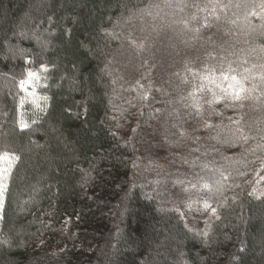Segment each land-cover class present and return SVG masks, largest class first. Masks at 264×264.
Instances as JSON below:
<instances>
[{
  "label": "trees",
  "instance_id": "16d2710c",
  "mask_svg": "<svg viewBox=\"0 0 264 264\" xmlns=\"http://www.w3.org/2000/svg\"><path fill=\"white\" fill-rule=\"evenodd\" d=\"M149 1L0 0V74L11 76L0 90V155L13 158L0 217V264H264V196L253 195L247 176L249 167L264 168L260 76L250 75L248 100L232 102L241 119L232 129L221 127L220 157H208L203 176L211 183L217 212L205 233L189 228L148 182L131 185L138 156L144 166L164 158L150 175L170 181L172 174L188 173L170 166L178 156L169 155L176 136L173 122H166L174 114L187 115L188 108L154 101L134 122L130 103L115 92L116 23ZM261 2L253 3L255 10L241 7L253 10L252 22L264 12ZM226 11L224 20L231 12ZM243 27L249 29L246 37L264 35V29L241 25L232 29L235 41L245 40ZM218 34L191 62L212 65L221 51L226 66L231 63L240 73L256 66L264 73L262 63L247 53L255 49L244 50L223 30ZM29 66H39L42 74L40 102L29 103L19 87ZM210 95L211 89L205 90V104L191 107L193 118L211 115ZM216 114L220 118L224 109ZM199 119L175 118V127L208 132L196 124ZM239 130L248 138L229 133ZM247 144L252 150L244 153ZM221 173L229 175L217 191Z\"/></svg>",
  "mask_w": 264,
  "mask_h": 264
},
{
  "label": "rangeland",
  "instance_id": "374dc122",
  "mask_svg": "<svg viewBox=\"0 0 264 264\" xmlns=\"http://www.w3.org/2000/svg\"><path fill=\"white\" fill-rule=\"evenodd\" d=\"M255 2L262 5L261 0H150L144 6L131 12L129 16L121 19L116 23L115 27L119 42L115 56L112 59L114 68L111 69L116 82L115 92L122 101L130 103L128 108L131 111L133 120L139 119V112L143 107L149 110V106L154 101L160 103L165 101L167 106L168 103L171 106L174 105L172 108H175V105L188 108L187 115L177 116L174 114L172 116L175 117L166 121L169 124L173 122L171 124V134L176 136L173 139L176 145L171 148L172 152L169 155L178 156V158L173 156V164L170 165L169 162L167 165L175 166L177 169H187L188 173L184 175L185 177L181 174H172L170 181L166 179L165 175L160 177L153 174L150 175L149 170L161 168L160 165H163L164 158L159 156V160L155 161L156 163L148 162V166H144L138 156L132 163L131 185L137 186L140 181L148 182L151 189L157 191L159 196L165 194L166 201L170 206L177 209L185 224L199 233L206 232L209 219L215 216L217 212L209 190V188L213 190L211 183L205 180L203 176L205 167L211 164L208 157L218 160L220 157L219 147L222 139L224 141L225 138L221 135L223 133L221 127H225L228 130L232 129L235 125L237 126L241 118L236 110H231L233 105H235L232 103L234 101L228 100L226 102H218L221 105L210 103L209 106L212 107L213 112L209 116H204L202 113L196 114L199 117L195 115L196 117L194 118H200L196 124H199L198 126L203 125L202 127L206 130L208 129V132L200 130L188 133L183 125V127H175L176 122L179 120H174L185 116L194 120V115L189 111L192 110L191 107L205 104L203 102V94L210 87L207 86V82L202 80L201 77L211 74L210 71L219 75L220 66L225 65V60L222 58L224 56L221 55L220 47L217 44L216 48L220 51L221 58L216 61L212 59L214 61L211 62L212 65L204 63L202 67L200 63L194 64L191 62V59L193 58V53L197 54L206 51V49L200 50V48H206L204 47L206 42H210L211 46L215 44L217 37H219L218 32H221V30L230 39L229 41L240 43L244 50L255 49L254 53H247L250 57H255L262 63L260 66L264 72V35L261 33L262 36L246 37L245 32L249 31V29L243 27V29L240 28L239 30L243 32V38L246 37L245 40L235 41L236 37L232 31V29L234 30V28L241 25L246 27L257 26L260 30L264 29V12L255 16L252 19L254 22L251 21V14L253 10L257 9L253 6ZM242 6H247V8H252L253 10L251 12H243ZM226 10H231V12L226 15L224 20ZM30 38L34 39V34ZM212 50L209 52H214L215 54L218 52L216 49ZM211 56L212 54H208L205 61H210L209 58ZM232 68L235 69V67ZM29 71L36 73L39 79L34 80L32 87L29 88V92H34V95L23 91L22 94L29 103L33 101L40 102L44 99L40 92L41 85L39 84L42 77L41 71L39 66H29L22 79L27 78L26 74ZM231 74L238 75V77L241 74L248 75L249 79L244 81V86L247 88L248 81H252V78L256 80L264 73L258 72L257 67L254 66L249 73H240L235 69ZM250 75H252V78ZM10 80V74H0V90L5 89L10 84ZM168 83H174V86H168ZM157 92L160 94L158 95ZM193 94H196L195 99ZM210 96L207 100L213 99V96ZM185 102L188 104L187 106ZM193 103L194 105H192ZM220 108L224 109V114L219 118V114L216 113ZM262 125L264 126V123ZM135 128L136 125H133L132 129ZM177 128L178 131L175 133ZM212 131L213 133L211 134L210 132ZM125 133L129 134L126 131ZM229 133L239 134L241 137L239 140L248 138L240 130ZM246 148L252 150V147L247 144L243 149L244 153H246ZM248 156L251 158L254 155L249 153ZM0 157H3L0 160V169H7L3 174V195L0 196L1 217L8 174L13 165V158L9 155H0ZM237 157L238 149L232 151V158L236 159ZM227 175L229 174H223V177L228 179ZM247 176L252 184L251 191L253 195L256 197L264 196V168L261 171L258 167H249ZM205 184L209 187H204ZM147 187L149 186L146 184L143 186L145 189ZM169 187H173V190H168L171 189ZM146 193L151 194L150 191ZM213 208L216 209L215 214L212 212Z\"/></svg>",
  "mask_w": 264,
  "mask_h": 264
},
{
  "label": "snow or ice",
  "instance_id": "6c2138e0",
  "mask_svg": "<svg viewBox=\"0 0 264 264\" xmlns=\"http://www.w3.org/2000/svg\"><path fill=\"white\" fill-rule=\"evenodd\" d=\"M41 68L44 69V66L41 65ZM46 70V69H44ZM235 71V69L232 68L231 63L227 64V67L225 68V65H221L219 68V75H216L214 72H211V74L202 76L201 79L207 82V86L210 87L212 91L213 99L210 101V103H218L220 101H242L245 99H248V93L251 91L247 89L244 86V81L249 79V76L246 74H241L239 77L238 75L231 74ZM250 70L245 69L244 72L247 73ZM27 78L22 79L19 82V87L21 91L34 95V92H29V88L32 87L33 81L38 80L39 77L34 72H27L26 74ZM260 79L264 81V74L260 76ZM241 107L243 105L241 104ZM27 125L21 124V129L26 128ZM3 157H0V160H2ZM18 159V158H14ZM7 169H0V196L3 195L4 186H3V174L6 172ZM226 179V177H223V174L221 173V180H216L215 186L216 190L219 191L222 187V180ZM204 187H209L207 184L204 185ZM211 191V188H209ZM207 207V205H206ZM216 209L213 208L212 212L215 214Z\"/></svg>",
  "mask_w": 264,
  "mask_h": 264
}]
</instances>
